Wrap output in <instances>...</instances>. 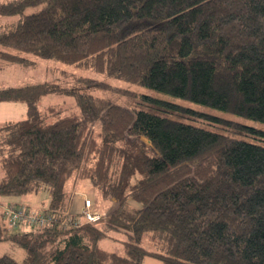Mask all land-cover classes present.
Segmentation results:
<instances>
[{"label": "trees", "instance_id": "trees-1", "mask_svg": "<svg viewBox=\"0 0 264 264\" xmlns=\"http://www.w3.org/2000/svg\"><path fill=\"white\" fill-rule=\"evenodd\" d=\"M31 56L264 123V0H0V69ZM59 73V82L0 84V102L27 108L0 123V206L45 189L42 212L54 218L12 234L0 225V239L25 251L0 264H264V138L236 136L264 132L198 126L223 120ZM51 93L74 103L42 111ZM75 179L116 203L96 224L69 212ZM111 232L126 234L122 254L100 246Z\"/></svg>", "mask_w": 264, "mask_h": 264}, {"label": "rangeland", "instance_id": "rangeland-1", "mask_svg": "<svg viewBox=\"0 0 264 264\" xmlns=\"http://www.w3.org/2000/svg\"><path fill=\"white\" fill-rule=\"evenodd\" d=\"M7 19L13 21V20H16L17 18L15 17L5 18L3 20H7ZM31 58L32 60L35 61V63L30 64V65L18 64V63H12V64L3 63L4 65L0 69V84L18 86V85L27 84V83L30 84V83H38V82H59L58 80L59 78L58 76H60L59 71H64V72L76 74L77 76H81V75L89 76L97 80L106 82L112 87L113 86L124 87L128 89L136 90L140 93H146L148 95H152L160 99L182 104L194 110L200 111L202 113H205L215 118H218L220 120H223L222 122L210 121L208 123L209 126H207L206 124L202 122H195V124L198 126H206V127L212 126L211 127L212 129L215 128L214 130H217V131L219 130L221 132H224V129L227 127V124L224 121H230V122L240 123L250 128L264 132V123L252 121V120L245 119V118H240L238 116H234L229 113L222 112V111H217V110L211 109L206 106H200V105L188 102L186 100L163 95V94L150 91V90L138 87V86L130 85L124 81L109 79L90 69H83L81 67H76L74 65H66V64L51 60V59H45V58H41L38 56L37 57L31 56ZM53 69H55V71H52ZM70 83H72V81ZM96 93L99 96L111 98L117 103H120L122 101L124 102V100L127 99V98L125 99L123 97H120L117 93L113 91H106V92L99 91ZM73 103H74V99L70 96L57 94V93L56 94L51 93V94L45 95L38 102V105H39V108L42 111H44L48 106H63L66 108V107H71ZM21 108H22V111L20 110ZM25 116H26V105L25 104L24 105L22 103L14 104L10 102L0 103V122L1 123L2 121H15V120L23 119V117ZM247 135L252 136V137L264 138L260 136L259 134H254L250 132L249 130H242V132H240L239 134H236V136L243 137L247 140L250 139L252 141H259L262 143V141L253 140ZM2 175H3V171L0 166V178L2 177ZM67 189L70 193V199H71L70 206H69V212L71 214L80 215L81 210L84 206V201L86 199L91 200L93 208L95 206L100 209L98 211L104 212L107 214L110 213L108 211L116 207L115 201L111 198L102 197L99 191L91 184L89 180H79V181L77 179L71 180V183L69 182L67 185ZM49 198H50V195L48 191L45 189L38 192L37 194H31L30 196L4 198L3 201L1 202L2 205L0 206V225L5 226L8 229L7 231L4 230L5 233L12 234V233L23 231V230H30V227L28 226V224H26L25 227L24 226L22 227L9 226L6 219L2 217L3 209L4 207H6L7 204L19 203L17 205H24V203H28L34 207H37L42 212L45 209L43 206V203H45V206H46L47 202L49 201ZM20 203H23V204H20ZM130 204L134 207H139V204L133 200H130ZM5 233L0 239V256L3 254H9L15 257L19 261L23 260V258L25 257L24 249L21 248L18 244H16L12 240L4 238ZM126 239H127L126 234H123L121 232H111L108 238H105L100 241V246L107 251L122 254L123 253V242ZM146 246L149 248H152V246L148 244L147 242H146ZM143 264H162V263L160 260L148 256L144 259Z\"/></svg>", "mask_w": 264, "mask_h": 264}, {"label": "built area", "instance_id": "built-area-1", "mask_svg": "<svg viewBox=\"0 0 264 264\" xmlns=\"http://www.w3.org/2000/svg\"><path fill=\"white\" fill-rule=\"evenodd\" d=\"M107 215V213L95 210L90 199L84 201L81 217L87 223L96 224ZM2 217L6 219L11 227H25V225L28 224L30 229L41 227L54 221V218L47 215L45 212L35 211L28 206L17 204H7L3 209Z\"/></svg>", "mask_w": 264, "mask_h": 264}, {"label": "crops", "instance_id": "crops-1", "mask_svg": "<svg viewBox=\"0 0 264 264\" xmlns=\"http://www.w3.org/2000/svg\"><path fill=\"white\" fill-rule=\"evenodd\" d=\"M2 85H4V84H2ZM22 85V84H21ZM5 86H12V85H5ZM0 103H3V102H0ZM10 103H14V104H18V103H22V102H10ZM23 105H24V103H22ZM24 107V106H23ZM21 111H22V108L20 109ZM26 115H27V108H26ZM26 117V116H25ZM25 117H23V119L25 118ZM20 120V119H19ZM16 121V120H15ZM2 122H5V121H2ZM1 123V122H0ZM70 183H71V181H70ZM78 184V183H77ZM76 184V185H77ZM31 195V194H30ZM30 195H24V196H30ZM49 200H50V198H49ZM3 201V200H2ZM22 202V201H21ZM24 203V202H23ZM23 203H20V204H23ZM48 203H49V201L47 202V205L45 206V203H43V206H44V208H46L47 206H48ZM14 204H19V203H14ZM26 204V206H29L30 208H32V209H34V210H36V211H40V209H38L37 207H34V206H32L31 204H28V203H24V205ZM94 208H95V210H100L99 208H97V207H95L94 206Z\"/></svg>", "mask_w": 264, "mask_h": 264}]
</instances>
